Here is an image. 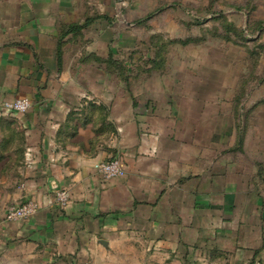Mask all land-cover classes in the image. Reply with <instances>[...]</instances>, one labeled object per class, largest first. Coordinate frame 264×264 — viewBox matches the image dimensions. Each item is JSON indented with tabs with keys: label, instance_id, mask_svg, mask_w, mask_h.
I'll use <instances>...</instances> for the list:
<instances>
[{
	"label": "crops",
	"instance_id": "1",
	"mask_svg": "<svg viewBox=\"0 0 264 264\" xmlns=\"http://www.w3.org/2000/svg\"><path fill=\"white\" fill-rule=\"evenodd\" d=\"M143 2L0 0V113L31 104L5 112L22 134L0 147V264H264V77L149 51L160 36L134 29L182 9Z\"/></svg>",
	"mask_w": 264,
	"mask_h": 264
},
{
	"label": "rangeland",
	"instance_id": "2",
	"mask_svg": "<svg viewBox=\"0 0 264 264\" xmlns=\"http://www.w3.org/2000/svg\"><path fill=\"white\" fill-rule=\"evenodd\" d=\"M136 5L139 9L143 6L144 10L157 6V9H163L168 5L182 9L183 12L180 9L179 12H163L149 22L151 26L134 29L137 36H148L151 32L152 37L166 39L160 42L154 38L153 43H143L142 46L148 45L149 51L169 54L167 62L175 67H198L216 73L230 69L239 83L242 76H249L251 87L256 86L258 78L264 77V50L259 52L257 47L264 45V0H145ZM176 19L179 20L178 27L174 22ZM197 22L200 24L196 25ZM121 28H125L123 23ZM188 40L193 42H177ZM20 134L22 131L15 119L1 112L0 135L3 138L0 147H5L14 138L19 144ZM5 158L0 154V162Z\"/></svg>",
	"mask_w": 264,
	"mask_h": 264
},
{
	"label": "built area",
	"instance_id": "3",
	"mask_svg": "<svg viewBox=\"0 0 264 264\" xmlns=\"http://www.w3.org/2000/svg\"><path fill=\"white\" fill-rule=\"evenodd\" d=\"M30 106L31 104L28 99H15L13 101L3 102L1 108L8 113L22 115L30 109ZM93 169L101 175L104 181L114 180L125 175L124 168L118 158L95 163ZM56 203L61 207L69 203V195L65 190L57 191ZM39 207V203L33 199L27 200L19 205L10 206L6 210L5 220L10 223L27 221L36 214Z\"/></svg>",
	"mask_w": 264,
	"mask_h": 264
},
{
	"label": "trees",
	"instance_id": "4",
	"mask_svg": "<svg viewBox=\"0 0 264 264\" xmlns=\"http://www.w3.org/2000/svg\"><path fill=\"white\" fill-rule=\"evenodd\" d=\"M220 18H221V17H220ZM225 24H226V26L232 27V25H230V24H229V25H227V23H225ZM73 28H74L75 32H77V31L80 30V27H76V26H74ZM68 31H69V30H67L66 32L63 31V33H62V37L65 36V34H66ZM62 37H61V38H62ZM61 38H60V40H58V45H57V61H58V66L60 65V62H61ZM257 47L260 49L259 52H261V51L264 50V45H257ZM257 54H259V53L257 52Z\"/></svg>",
	"mask_w": 264,
	"mask_h": 264
},
{
	"label": "water",
	"instance_id": "5",
	"mask_svg": "<svg viewBox=\"0 0 264 264\" xmlns=\"http://www.w3.org/2000/svg\"><path fill=\"white\" fill-rule=\"evenodd\" d=\"M115 2H117V3H120V2H122L123 0H114Z\"/></svg>",
	"mask_w": 264,
	"mask_h": 264
}]
</instances>
